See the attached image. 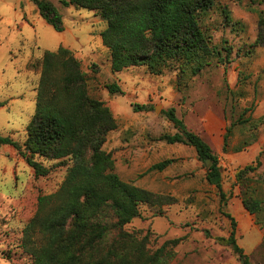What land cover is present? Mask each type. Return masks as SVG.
I'll return each mask as SVG.
<instances>
[{
  "label": "rangeland",
  "instance_id": "obj_1",
  "mask_svg": "<svg viewBox=\"0 0 264 264\" xmlns=\"http://www.w3.org/2000/svg\"><path fill=\"white\" fill-rule=\"evenodd\" d=\"M48 1L62 15L61 32L41 17L33 0H0V102L5 104L0 107V135L25 143L36 109L40 60L45 51L70 49L82 63L90 95L105 102L117 120L118 128L103 145L115 161V172L125 182L176 199L171 206H141L140 216L125 230L148 236L154 250L167 240L184 238L170 264H242L221 239L230 236L233 218L244 249L250 213L242 199L259 200L264 208V5L215 0L201 26L220 55L195 76L191 67L179 73L174 63L162 75L147 67L114 73L100 36L107 23L94 12L65 8L62 0ZM111 84L124 94H111ZM136 106L148 109L136 112ZM171 108L218 155L225 198L207 181L212 164L207 168L199 161L193 147L160 140L176 133L165 114ZM242 114L255 126L247 124L244 132L242 125L235 127L224 152L226 128ZM167 159L175 162L165 171H149ZM37 160L51 168L49 175L36 176L13 147L0 145V264H33L25 227L38 212L39 198L57 192L67 176L68 167L57 166L58 161ZM258 160L261 166L255 172L237 179L240 170ZM259 221L264 225V217ZM39 242L37 235L35 244Z\"/></svg>",
  "mask_w": 264,
  "mask_h": 264
},
{
  "label": "trees",
  "instance_id": "obj_2",
  "mask_svg": "<svg viewBox=\"0 0 264 264\" xmlns=\"http://www.w3.org/2000/svg\"><path fill=\"white\" fill-rule=\"evenodd\" d=\"M33 1L41 17L57 31H63L57 7L48 0ZM257 2L264 5V0ZM61 4L94 12L107 23L100 36L110 51L114 73L147 67L152 74L162 75L174 63L179 73L191 67L196 76L210 66L211 58L220 55L201 26L202 17L216 7L215 0H62ZM224 49L230 56L231 48ZM40 66L36 109L27 126L25 143L0 135V145L13 147L36 176L51 172L37 158L68 167L60 189L39 198L38 212L25 227V246L33 264H170L176 256L175 248L184 238L167 240L154 250L148 236L130 233L125 226L140 216L141 206H171L176 199L125 182L115 172V161L103 145L107 135L118 128L117 120L105 102L90 95L82 63L70 49L61 46L55 52L45 51ZM107 89L111 94H124L118 84L108 85ZM4 105L0 102V107ZM147 109L134 107L136 112ZM165 114L176 133L163 134L160 140L193 147L205 165L210 160L207 181L225 198L219 157L211 145L187 127L175 108ZM243 115L226 128L224 152L235 127L242 125L244 132L247 124L255 126L251 117L243 120ZM174 162L164 160L149 171L163 172ZM260 166L259 160L255 166L247 165L237 173V179ZM242 203L253 215L263 205L251 197L242 199ZM231 220L232 232L221 241L242 264H252L238 244L237 222ZM37 235L40 242L35 244Z\"/></svg>",
  "mask_w": 264,
  "mask_h": 264
},
{
  "label": "crops",
  "instance_id": "obj_3",
  "mask_svg": "<svg viewBox=\"0 0 264 264\" xmlns=\"http://www.w3.org/2000/svg\"><path fill=\"white\" fill-rule=\"evenodd\" d=\"M263 213L264 208L257 215L250 213V216L245 217L249 224L243 233V237L246 238L244 251L250 256L252 264H264V225L259 221V216L264 217Z\"/></svg>",
  "mask_w": 264,
  "mask_h": 264
},
{
  "label": "water",
  "instance_id": "obj_4",
  "mask_svg": "<svg viewBox=\"0 0 264 264\" xmlns=\"http://www.w3.org/2000/svg\"><path fill=\"white\" fill-rule=\"evenodd\" d=\"M212 162L210 160H207L206 167L209 168L211 166Z\"/></svg>",
  "mask_w": 264,
  "mask_h": 264
}]
</instances>
